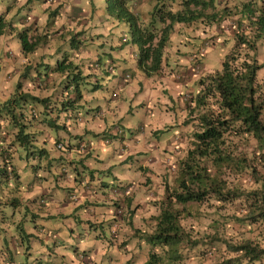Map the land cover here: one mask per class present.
I'll return each mask as SVG.
<instances>
[{"label":"trees","instance_id":"obj_1","mask_svg":"<svg viewBox=\"0 0 264 264\" xmlns=\"http://www.w3.org/2000/svg\"><path fill=\"white\" fill-rule=\"evenodd\" d=\"M103 1L106 14L112 21L115 19L117 27L126 30L130 46L135 45L133 49L136 68L145 75L161 68L164 47L174 23L187 25L189 30H185L186 33L190 39H200L198 44L203 49L206 45L202 44L209 36L201 37L197 22L206 25L219 23L225 15L236 14L233 42L223 55L219 69L207 70L203 75H199L196 78L195 92L185 101L187 114L183 122L191 127L189 138L181 148V156L175 159L173 185L165 179L162 180L161 194L153 201L157 212L149 216V228H140L132 223L131 217L137 203H132L130 194L122 200L114 197L112 206L115 217L119 219L123 214L122 210L127 213L126 222L131 227L132 236L148 245L146 257L140 264H183L182 258L200 255L206 250L213 252L218 246L225 248L227 255L213 264H263L264 245L261 244L260 237L245 236L236 240L223 237L218 232L217 224L220 220L218 221L215 215L223 214L225 204H237V212L228 214L233 222L249 227L263 226L264 230V82L258 74L264 61L257 58L258 44L264 41V0L241 1L236 11H231L226 3L215 7L213 0H169L168 3L164 0H153L151 6L146 8L148 20L144 23L138 22L136 13L131 11L136 0ZM176 1L180 7L172 8L170 5ZM63 2H58L48 11L46 22L57 21L61 16L59 9L63 7ZM19 5L16 14L23 3ZM206 8L210 11H206ZM7 11L8 8L0 10V35L16 28L12 24V20L16 18H25L27 24L32 20L31 16L25 15L15 17L12 14L9 17ZM27 24L13 30L21 52L32 51L37 41L45 34L38 33L37 37L30 39ZM80 35L83 38L79 37ZM84 37L86 35L82 28L69 31L67 48H59L58 44L57 52H54L57 56L51 53V61L40 60L34 64L21 61L23 68L17 73L13 92L8 98L0 101V207L6 203L14 205L20 201L17 196L7 194L11 192L8 187L15 186L10 179L32 183L24 174L29 172L26 171V168H29L35 176V171L41 163L40 157L47 153L40 144L41 140L51 139L58 149L67 151L70 148H79L83 153L88 152L83 133L72 136L77 138L73 143H70L67 136L58 135L59 129L77 118L79 120L83 115L78 114L76 109L77 102L83 98V90L88 91L98 84L93 82L96 81V75L92 70L84 71L74 62L75 59H72L74 50L80 51L81 55L85 52L80 48L85 43ZM5 53L7 54V50L3 54ZM193 57H190V60L196 62L197 57ZM110 58L109 61L113 62ZM99 59L100 57L96 56L92 62ZM86 62L90 64L88 68L94 69L95 64L91 62L90 56ZM184 67V63H179L174 68ZM47 72L55 73L56 77L55 86L52 85L49 93H30L22 89L25 79L39 80L44 78ZM89 77H92V80ZM113 88L111 87L112 90ZM33 105L37 107L36 111ZM35 116H38L37 121ZM140 124L133 129L141 130ZM33 125L35 129L32 128ZM152 127L154 128V125ZM8 128H11V133L5 134ZM52 128L56 130L54 137L47 131ZM122 128L119 121L111 122L107 132L100 138L105 143L114 137H118L120 141L124 138ZM165 128L157 129L156 133H153L155 128L152 129L150 136L158 135ZM249 139L253 140V145H249L248 149L245 143H248ZM126 148L123 142L118 145L121 153L126 152ZM45 156L42 163L48 166L52 158ZM14 159L19 162V167ZM35 159L36 162H33ZM53 159L60 165V171L55 173V177L64 173L70 162L73 163L72 159L64 160L61 155ZM30 160L32 163H29ZM20 161H23L22 165ZM138 169L141 172L140 168ZM49 172L50 169L46 170L50 176ZM244 173L250 179L248 185L240 181ZM55 186H47L46 192L50 194L51 188L54 189ZM47 193L39 195L40 202L45 199ZM69 198L74 200L75 195ZM202 205H205L206 209H203ZM23 206L26 211L28 204L25 200ZM117 208H121L122 214L117 215ZM201 210L208 212H204L203 216H208L206 223L211 231L196 235L187 216L198 215ZM20 223L21 219L17 220L14 233H11L4 223L0 226V264H21V261H16L14 255L18 252L16 249L22 247L23 239L25 245L21 251L24 256L28 254L24 250L29 247V233H24L23 223ZM117 230L119 228L114 220L107 234L108 238L105 236L109 244H117L120 240V237L115 239ZM20 232L23 233L22 236L19 235ZM44 233L46 232L38 231L37 236L45 239L48 235L45 236Z\"/></svg>","mask_w":264,"mask_h":264},{"label":"rangeland","instance_id":"obj_2","mask_svg":"<svg viewBox=\"0 0 264 264\" xmlns=\"http://www.w3.org/2000/svg\"><path fill=\"white\" fill-rule=\"evenodd\" d=\"M62 1H64L62 3L63 7H60L59 9L61 11V16H59L57 21H54V23L51 21L46 22L47 15L49 17V14H47L48 11L54 8L58 2ZM168 1L169 0H164L165 3H168ZM213 1L215 7H221V5L226 3L225 0ZM42 2L44 1L30 0L28 2L27 0H0V10H5V8H8L7 14L9 17L12 14L15 17L18 15L31 16L32 20H29V25L27 24L29 27L28 34L30 39L37 37L38 33H45L42 37L40 36L41 38L37 41L34 49L30 52H21L18 39L16 37L11 38L7 32L2 34V38L0 37V39H2L0 40V101L8 98V96H10L13 92V86L15 80L17 79V73H19V71L23 68L21 61L28 64H34V62L40 60L51 61L53 59L51 53L56 51L58 44L60 45L59 48H67L68 32L75 30L78 31L81 28L84 30L86 37H84L85 43L81 45L80 48H83L86 56L83 57L81 56L80 51L74 52V50V57L72 59H75L74 62L78 64V66L84 71L87 70L88 72L89 70H92V72L95 73L94 75H96V81L93 82H96L99 85L97 84L96 87L90 88L88 91L83 90V98L77 103L82 105L84 103L96 104L97 100H99L102 94L108 96L113 90L116 91V94L119 89L121 91L123 84L127 83L131 78H133L131 74H133L134 71L131 69L129 70V67H126L128 69L124 70L123 72L118 68H114L115 65L112 61H109V54H106L105 50L107 51L108 47H111L112 49L116 48L120 50L119 52L122 54L126 52L129 55L128 57L136 58V56H134L132 49L130 48L127 33L126 37L121 36L126 30L121 27H117L114 22L115 19L112 21L111 17L106 14L104 1L94 0V2H91V0H49L45 5H42ZM176 2H172L170 6L172 8L180 7V4ZM21 3H23V5L21 8H19V11L16 14L18 7H20L19 4ZM92 3H94L93 6ZM152 3L153 0H136L134 2L133 6L131 7V11L136 13L138 22L144 23L148 20L146 8L150 7ZM239 4L240 3H238V6H234L233 10L230 8L231 11H235L239 7ZM206 11H210L209 8H206ZM235 17L236 14L231 13L229 15H225L219 23L213 22L208 25L198 21L197 27L201 29V37L209 36L207 40H205V43L202 44L206 45L203 46V49H201L199 45L200 39L195 37L190 39V36L186 33L187 29L189 30L187 25L174 23L173 30L169 34V38L164 47V58L159 71L145 75L137 68L138 72H141V74H143L146 79L142 78V81L138 83L141 90L134 95L135 99L132 100L131 97L128 102H136L137 104L135 103V106L139 105L140 107L146 106V108H149L150 117L156 120V123L152 124V126L154 125L155 128V132L153 131V133H156L158 130H162L163 127H166L162 132H159L158 135H151L149 140L144 141V143H146L152 139L155 140L157 145L154 150L144 149L138 150L139 152H137L138 158L136 164L138 166L136 167L140 168L141 172L139 175L140 178L138 180H133V183L137 184L138 186V189L136 190V197L138 196L139 200L137 206L140 208V218L136 220L137 223L135 225L140 228L148 229V226L151 223L149 216L157 212V207L153 201L161 194L163 185L162 180L165 179L167 182H169V184L173 185L174 169L176 163L175 159L181 156V148L185 145L186 141H188L189 130L191 128L189 124H185L183 122L184 117L187 114L185 101L193 92H195L197 87L196 78L199 75H203L207 70L219 69L220 61L222 60L223 55L229 50L233 42L232 32L234 30L233 26ZM20 21L23 23L26 22L25 18H22L21 20H18V18L12 20V24L16 27L15 29L24 27V24ZM109 31L111 32L109 33ZM109 34L114 38L110 37ZM79 37H82V35ZM186 38H189L191 41L187 42ZM110 39H112L113 42H116L113 43L110 41ZM189 44L193 45L189 46ZM133 47H135V45ZM6 50L7 54H3ZM9 51L10 53H8ZM119 52L118 54H120ZM53 55H55V53ZM87 55L91 57V62L96 58V56L100 57L98 61L92 62L95 64V67H93L94 69L88 68L90 64L86 62V59L88 58ZM79 56H81V59L78 58ZM193 56H196L197 61L200 63L190 60V57ZM257 58L260 61H264V41H260L258 44ZM120 60L122 59L120 58ZM179 63H184L185 67L182 69L174 68L175 66H178ZM200 67L202 69H200ZM258 72L260 79L264 82V65L258 70ZM125 74H127L126 77ZM116 76L118 81L115 79ZM89 79L92 80V77H89ZM106 79H108L111 84L107 82ZM55 80V73L47 72L44 75V78H39V80L33 81L30 79H25L22 83V89L30 93L36 92L39 94H46L50 92V89L53 86H55ZM111 85L114 86L115 89L112 87V90ZM116 94H111L112 97L108 96V98H113L116 96ZM117 99H120L119 93L117 95ZM85 106L86 105L81 106L80 109L84 108ZM32 107L34 111L37 110V107L34 105ZM140 107L137 106V108ZM36 114L37 113L35 112L34 115ZM139 115L141 114L138 112V115L135 116L137 117ZM37 118L38 116H35L34 119L37 121ZM137 119L142 122L140 117H137ZM140 122L135 123L134 120L132 121L135 127ZM117 125L118 124H116V126ZM123 126V135H125V133L127 135L132 133L130 127H126L125 125ZM32 128L35 129V126L33 125ZM8 129V132L6 131L5 134L11 133V128ZM47 131L51 136H56V130L54 128L48 129ZM68 132H73L71 127L68 128ZM87 136L88 135H86V137ZM40 144L47 150L45 155L51 157L52 160L48 166L43 165L42 162L45 161L44 158H46V156H41L39 159L41 163L35 171V176L32 174L34 173L33 171H31L29 168H26V171L29 172H26L24 177L32 182L34 186L41 185L43 188H45V190H47L46 187H51V185L50 183H47V181H50V179L46 173V170L50 169V182L56 185L54 190L61 198L69 200V197L72 194L76 195L78 193V189L74 188L75 186H72L73 184L71 182H68L67 177H72L73 174H77L73 173L72 171L67 172L65 170L64 173L60 174L58 177H55V173L60 171V165L58 162H54L53 159L61 155L64 160H67L68 154L65 153L66 150L62 148H55L51 139H45L43 141L41 140ZM245 144H247L249 149V145H253V140L249 139L248 143ZM100 145H102L103 148H106L107 146H111V142H101ZM70 150V154L75 155L74 159L77 162L74 163L77 165L79 172H81L80 178H88V175L91 174L92 171L88 168L86 172H82L83 170H80V168L82 164H91V162L88 161L87 163L83 160L85 155H81L83 151H80L79 148H71ZM69 158L71 159L70 156ZM36 160L37 159L33 160V162H36ZM17 162L18 161H16V165L19 167V162ZM30 162L32 163L31 160L29 163ZM20 164L22 165L23 161H20ZM93 164L100 165L97 162H93ZM121 170L123 173L122 175L127 174V177L130 178H134L135 174L139 172L135 169H131L128 172H126L125 169ZM104 178L107 181H110L112 179V175L105 174ZM10 180L11 183L15 184V186L12 188L9 186L8 188L11 192L7 194L17 196L21 202L19 201V203L14 205L6 203L0 207V216L3 215L2 218H0V226H2L4 223V226H6L11 233H14V231H16L15 225L17 220L21 219L20 224L25 222L30 223L31 220L29 221L27 219L30 217V215L25 212V208L23 206L22 196L23 191L26 188V180L21 182H19V180L15 181L14 179ZM240 181L244 185H248L250 183V179L246 173L241 175ZM70 186H72V188H70ZM82 186L84 187L85 184L82 183ZM129 187H131L130 180L114 183L111 187L113 198L116 196L121 200L126 198L131 193V189H129ZM47 200H49L48 197ZM202 206L203 209H206L204 208L205 205ZM81 207L82 206L79 208ZM237 208V204H225L224 208L222 209L223 214L215 215L218 221L220 220V222H218L219 224L216 223L219 234L232 240L240 239L245 236H259L261 239V244L264 245L263 226H259L260 228L254 226H242L236 222H233V220L228 217V214L237 212ZM122 212L123 214L121 213L122 215L120 218L124 219V223H127V213L124 212V210H122ZM204 212L206 214L208 213L206 210ZM204 212L201 210V213L198 215L190 214L187 216L188 222L193 225V232L196 233V235H200L206 231H211V228H208V224L206 223L208 221V216H203ZM92 222V219H85V226L80 227L77 230L78 232H81L80 234H82L86 239L79 240V235L77 234V237L74 235V242L77 246L78 243H80V245L83 243L85 245L89 244L92 238L94 239L92 236V230L88 227L93 224ZM101 225L102 228L100 232L103 233V237L106 236L108 238V233L105 230L103 223H101ZM126 228L131 229V227L128 225H126ZM127 229L124 230L125 232H122V229L117 230L115 239L120 237V240L117 242V244H114L116 253L111 255V258H109L111 261L108 264H140V262L146 257L148 245L132 236V232H126ZM22 234L20 232L19 235L22 236ZM121 241L124 243L120 244ZM22 244V247L17 248L18 252L14 255L16 261H23L25 259V256L21 251L25 245V239H23ZM63 244H66V242L59 244V248L64 249V252L65 248L68 249V246L64 248V246H62ZM127 245L129 248H127ZM48 248L52 250L53 247L49 246ZM31 255L36 256L38 253H31ZM64 255L65 256L62 258L59 256L60 258L56 262H48V254L45 253L39 257V264H62V262L65 264V260H69L70 258L66 251ZM225 255H227L225 248L218 246V248L213 252L206 250L205 253L200 255H188L181 260L183 264H213ZM56 256H51V258ZM104 256H109V252L106 251ZM107 261V259H101L99 262L100 264H107Z\"/></svg>","mask_w":264,"mask_h":264},{"label":"crops","instance_id":"obj_3","mask_svg":"<svg viewBox=\"0 0 264 264\" xmlns=\"http://www.w3.org/2000/svg\"><path fill=\"white\" fill-rule=\"evenodd\" d=\"M241 1L243 0H225L226 5L232 10L233 7L238 6V3H240ZM47 3L48 0L42 2L41 4L45 5ZM25 24H27V22ZM13 30L15 29H12L11 32H7L11 38L16 37ZM110 32L111 31H109V33ZM109 36L113 37L110 34ZM0 37H3L2 34L0 35ZM110 41H112V39H110ZM186 41L189 42L191 40L189 38H186ZM115 42L116 41H114L113 43ZM192 45L189 44V46ZM130 48L132 49V52L135 56V52L133 49L134 47L130 46ZM119 51L120 50L116 48L112 49L111 47H108L107 51L105 50L106 54H109V57H111L110 59L113 60V63L115 65L114 68H118L123 72L124 70L128 69L126 67H129V70L131 69L134 71L132 74L133 78H131L127 83L123 84L121 91L119 89L116 96H114L113 98H108V96L112 97L111 94L108 96L102 94L99 100H97L96 104L84 103L83 105L86 106L82 109H80V107L83 105L77 103V113H83V115L79 117V120L78 118L72 122H69L70 120H67V122L69 123L66 124L64 128L59 129L58 131V134L60 133V136H67L70 139V143H73L75 139H77L72 138V136L74 137V135H77L78 133H83L85 137L84 140L87 142L88 152L81 153V155H85L83 160L87 163L88 161H90L92 165L82 164L80 168V170H83L82 172H86L88 168L92 171L91 174L88 175V178L86 177V179L80 178L81 172H79L77 165L74 163L77 162L74 159L75 155L70 154L71 148L65 151V153L68 154V160L70 159V156L73 161V163L70 162V165L66 167V171H72L73 173L77 174H73L72 177H67L68 182H71L73 184L72 186H75L74 188L78 189V193L75 195V199L69 201L65 198H61L59 194L52 188L50 194H48L45 188H43L41 185L34 186L33 183L26 184L27 188H25V190L23 191L22 198L23 200H25L26 204H28L25 212L30 215V217H28L27 219L29 221L31 220V222L23 223L22 227L24 233H29V235L27 236L29 239V247L24 250V252H27L28 254L25 255V259L21 261V264H39V257L41 255H44L45 253L48 254V262H56L60 257L62 258L65 256V251L70 258L69 260H65V264H100L99 261L101 259H107L108 264L111 261V259H109L111 258V255L116 253V249L114 247L115 245L109 244L106 237H103V233L100 232L102 228L101 223H103L104 228L108 234L111 228V223L114 220L116 221V225L118 226V228L122 229V232H125L124 230L127 229L126 225H128L127 223H124V219L115 217L116 214L114 213V208L112 206L114 198L111 193V187L116 182L120 183L122 181L130 180V196L132 199V203H138V196L136 197V190L138 189V186L137 184L133 183V180H138L140 178V171L136 167L138 166L136 164L138 158L137 152H139L138 150L144 149L154 150L157 145L155 140L153 139L144 143V141L149 140L152 129H154L152 127V123H156V120L150 117L149 108H146V106H135L136 102L134 103L133 101V103L128 102L131 97L132 100L135 99L134 95L141 90L138 83L142 81V78L146 79V77L141 74V72H138L135 64L136 58L128 57L129 55L126 52L122 54ZM118 52L120 54H118ZM81 56H86V53H82ZM88 56L89 55H87V57ZM78 58H80V56ZM120 58L122 60H120ZM115 79L116 81H118L117 76L115 77ZM106 80L107 82H109L108 79ZM111 87L114 86L111 85ZM118 93L120 94V99H117ZM137 106L140 108H137ZM138 112L141 115L137 117H140L142 122H140L135 116L138 115ZM132 119L135 123H141V130L133 129V127L135 126L132 123ZM118 121L122 127H124L123 125H125L126 127H130L132 133L129 135L125 133L124 138L120 141L118 137H114L109 141L111 142V146L103 148V146L100 145L101 142L103 143L102 139L100 138L101 135L105 131L107 132V128L111 125V122ZM69 127H71V130H73V132H68ZM86 135L88 136L86 137ZM121 142L126 145V152L121 153L119 151L118 145ZM93 162H97L100 165L93 164ZM121 169H125L126 172L130 171L131 169H135L139 172L137 171L138 173L135 174L134 178H130L127 177V174L122 175L123 173ZM105 174L112 175V179L110 181H107L104 178ZM48 177L49 179H51L49 175ZM47 183L52 184V182L49 181H47ZM82 183L85 184L84 187L82 186ZM72 186H70V188H72ZM44 192L48 195L45 196V199L42 202H40L38 197L41 193ZM47 197L49 200H47ZM80 206L82 207L79 208ZM139 209V206H137L131 217L132 223L134 225L137 223L136 220L140 218ZM85 219H92L93 221V224L88 227L92 230V236L94 237V239L92 238L89 244L85 245L83 243L82 245H80V243H78L77 246L74 242V235L76 237L79 235V240H86L83 235L80 234L81 232L77 231L80 227L85 226ZM39 228H41V230H39ZM38 231H40L41 233L42 231H44L46 232L44 233L45 236L46 234L48 236H46L45 239L38 237ZM126 232H132V230L127 229ZM65 242L66 244H63L62 246H64V248L68 246V249L65 248V251L63 252L64 249L59 248V244ZM49 246L53 247L52 250L48 248ZM98 246L100 247V249ZM127 248H129L128 245ZM106 251L109 252V256L107 257L104 256ZM31 253H38V255H31ZM51 256L56 257L51 258Z\"/></svg>","mask_w":264,"mask_h":264},{"label":"built area","instance_id":"obj_4","mask_svg":"<svg viewBox=\"0 0 264 264\" xmlns=\"http://www.w3.org/2000/svg\"><path fill=\"white\" fill-rule=\"evenodd\" d=\"M127 76V74H125V77ZM116 94V91H113L112 92V95H115ZM131 187H129V189H130ZM70 197H73V195H71ZM117 215L119 214V213H121V208H117Z\"/></svg>","mask_w":264,"mask_h":264},{"label":"clouds","instance_id":"obj_5","mask_svg":"<svg viewBox=\"0 0 264 264\" xmlns=\"http://www.w3.org/2000/svg\"><path fill=\"white\" fill-rule=\"evenodd\" d=\"M91 2H94V0H92ZM93 4L94 3H92V6H93ZM124 34H125V32H123L121 36H125L126 37V34L125 35ZM8 53H10V51Z\"/></svg>","mask_w":264,"mask_h":264}]
</instances>
